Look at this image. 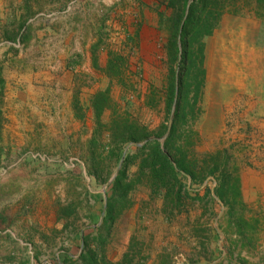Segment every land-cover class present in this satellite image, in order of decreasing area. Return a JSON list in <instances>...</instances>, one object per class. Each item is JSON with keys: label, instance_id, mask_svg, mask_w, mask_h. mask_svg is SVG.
Segmentation results:
<instances>
[{"label": "rangeland", "instance_id": "374dc122", "mask_svg": "<svg viewBox=\"0 0 264 264\" xmlns=\"http://www.w3.org/2000/svg\"><path fill=\"white\" fill-rule=\"evenodd\" d=\"M243 2L203 39L200 91L190 65L170 147L193 177L167 187L136 151L173 119L167 0H0V264L75 261L83 237L103 264H264V130L223 103L242 59L263 74L264 5Z\"/></svg>", "mask_w": 264, "mask_h": 264}, {"label": "trees", "instance_id": "16d2710c", "mask_svg": "<svg viewBox=\"0 0 264 264\" xmlns=\"http://www.w3.org/2000/svg\"><path fill=\"white\" fill-rule=\"evenodd\" d=\"M190 3L188 4V2ZM243 0H167V7L171 10L169 39L167 44V52L170 58V68L167 86V108H171L174 103L173 119L169 129L165 134L164 144L161 145L157 140H148L147 135H144L145 143L142 147H137V154L144 156L141 163V169H148L150 178L156 183L165 185L173 182L178 183L177 172H187L193 177V172L188 169L182 158H177L172 153L170 145L177 131V124L180 118L184 100L185 79L190 71V65L194 63V57L198 65V73L201 79L198 90L202 88L204 79V70L202 67L204 56L203 39L209 37L215 28L218 27L221 17L225 12L231 9H238L242 6ZM256 6L264 5V0H253ZM236 11V10H235ZM264 18V16H262ZM110 63L109 69H112ZM94 104L97 108V115L101 112L103 104L106 102V95L99 94ZM198 102V93H196L195 105ZM126 132V131H125ZM123 135V134H121ZM131 141H138L134 137L128 138ZM119 151V148H118ZM124 164L128 162V157H125ZM186 165V166H185ZM187 168V169H186ZM125 167L121 169L111 183V195L114 197L118 191L127 193L129 186L122 187L125 177ZM226 174H222L219 182V187L215 189L216 195L223 200L227 205L225 181ZM176 185H174L175 187ZM170 187V186H169ZM173 188V186L171 187ZM235 193L240 195L239 188H236ZM177 200H180V191L176 192ZM108 199L104 209L105 216L103 225L112 221L113 204ZM230 206V205H229ZM232 207V206H231ZM230 210V208H229ZM241 223V221H239ZM244 230H239L243 232ZM84 245L77 260L68 259L63 264H103V261L98 260V252L88 249L86 239L82 238Z\"/></svg>", "mask_w": 264, "mask_h": 264}, {"label": "crops", "instance_id": "0c3cea01", "mask_svg": "<svg viewBox=\"0 0 264 264\" xmlns=\"http://www.w3.org/2000/svg\"><path fill=\"white\" fill-rule=\"evenodd\" d=\"M241 61L243 65L245 63L248 65L246 74L243 72L239 78L232 77L231 80H227L228 82L226 80L223 82L225 91L226 89L230 91L229 96L224 97V114L239 112L240 122L262 133L264 130V68L262 69L263 74H259L261 70L258 69L257 63L249 64L251 60L245 61L244 59ZM241 70L243 71V68ZM231 120L237 119L231 118Z\"/></svg>", "mask_w": 264, "mask_h": 264}, {"label": "water", "instance_id": "95a60500", "mask_svg": "<svg viewBox=\"0 0 264 264\" xmlns=\"http://www.w3.org/2000/svg\"><path fill=\"white\" fill-rule=\"evenodd\" d=\"M190 3V1L188 2V4ZM173 111H174V103H173V107H172V113H173ZM171 122H172V117L170 118V121H169V127H170V125H171ZM169 129V128H168ZM139 146V145H138Z\"/></svg>", "mask_w": 264, "mask_h": 264}]
</instances>
